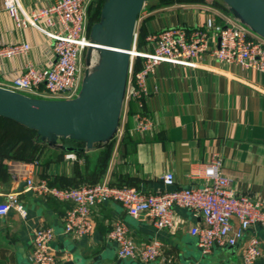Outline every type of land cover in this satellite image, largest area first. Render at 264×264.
I'll return each mask as SVG.
<instances>
[{
    "label": "crops",
    "instance_id": "0c3cea01",
    "mask_svg": "<svg viewBox=\"0 0 264 264\" xmlns=\"http://www.w3.org/2000/svg\"><path fill=\"white\" fill-rule=\"evenodd\" d=\"M51 1L20 0V6L26 13ZM145 3L136 27L137 33L140 27L146 30V43L142 47L150 46L152 43L148 37L164 27L183 25L188 29L195 28L204 25L208 17L223 24V15L228 13V5L222 0L176 3L157 9L151 8L155 4L153 0ZM15 41H29L33 49L28 55L0 59L2 86L23 69L28 59L38 67L46 66L51 43L49 35L35 26L20 28L15 25L0 0V45ZM218 41V35L211 33V45L215 46ZM147 86L150 95L144 100L143 111L152 117L153 129L142 133L133 130L134 114L138 111V105L134 103L135 113L120 118L122 136L116 130L111 134L116 139V147L102 181L111 184L130 181L142 191L155 192L169 188L162 177L172 172L176 180L174 187L192 186L200 184L202 179H193L191 172L199 171L214 153H220L232 186L238 192L264 202L263 72L206 57H202L196 67L163 61L149 77ZM84 140L87 141L86 153L90 155L87 159L68 153L75 157L65 154L64 161L53 162L47 170L39 162L12 160L7 162L5 173L0 172V193H19L27 212L23 217L13 208L7 216L0 218V264H19L22 260L31 264L34 229L42 224L57 233L51 247L59 255L64 254L60 264L72 259L79 260L75 264H121L116 247L108 238L114 220L127 223L138 245L153 238L161 240L173 264H207L196 238L189 233V226L200 224L202 217L185 208H177V213L188 223L182 230L172 233L154 227L145 216L140 219L131 217L119 203L109 201L95 209V230L91 236L73 239L64 234L63 217L68 204L27 191L26 179L31 175L38 179L47 174L52 178L62 176L77 181V164L84 169L90 161L91 168L99 157V150L94 147L97 141ZM85 172L89 169L83 170L82 181L86 179ZM248 236L260 239L262 255L256 264H264V229L257 224L248 231ZM243 246L240 242L238 246L216 248L209 257V264H239ZM131 264L143 263L132 261Z\"/></svg>",
    "mask_w": 264,
    "mask_h": 264
},
{
    "label": "built area",
    "instance_id": "2783aa9c",
    "mask_svg": "<svg viewBox=\"0 0 264 264\" xmlns=\"http://www.w3.org/2000/svg\"><path fill=\"white\" fill-rule=\"evenodd\" d=\"M93 0H52L45 6L22 12L20 0H3L15 25L27 28L33 25L50 37L51 54L44 67H38L28 59L19 72L10 77L4 86L7 90L39 99L66 100L77 98L90 68L83 74V53L90 45L88 38V11ZM204 25L188 29L183 25L159 29L148 37L150 46L138 47V33L135 30L131 46L127 81L123 93L120 116L127 118L131 103H137L133 130L142 133L153 129L154 121L143 111L144 100L150 91L147 81L163 61L188 64L196 67L202 57L211 58L228 65H238L246 70L264 73V37L259 35L241 16L228 6L223 15V24L208 17ZM211 33L218 35L215 46L210 43ZM33 49L29 41L1 43L0 59L28 55ZM141 57L140 71H134L135 58ZM121 118V117H120ZM121 120V119H120ZM120 121L116 132L122 136ZM58 137L57 139H59ZM56 139V140H57ZM69 157H75L68 154ZM193 179H202L200 184L174 187L175 175L167 172L162 180L169 188L155 192L142 191L133 185L111 184L109 181L82 184L78 187H59L46 178L26 179V190L45 198L53 197L68 204L63 217V230L73 239L88 238L94 232L95 209L106 202L119 203L135 218L146 217L156 228L172 233L185 228L188 221L178 215L177 208H185L202 217L200 224H191L189 233L203 256L213 254L216 248L244 244L239 264H256L262 255V244L248 231L257 224L264 229V202L241 193L232 186V180L223 168V156L214 153L203 163L199 171H192ZM20 194L12 191L0 193V218L15 208L25 217ZM56 231L46 225L34 229L31 264H60L64 254L59 255L51 247ZM109 240L116 247L121 264L131 262H154L173 264L171 256L158 238L138 245L131 235L127 223L114 220L108 233Z\"/></svg>",
    "mask_w": 264,
    "mask_h": 264
},
{
    "label": "water",
    "instance_id": "95a60500",
    "mask_svg": "<svg viewBox=\"0 0 264 264\" xmlns=\"http://www.w3.org/2000/svg\"><path fill=\"white\" fill-rule=\"evenodd\" d=\"M264 37V0H222ZM146 0H107L104 18L96 25L105 39L103 61L85 81L75 99L54 100L27 97L0 87V114L36 129L53 141L58 137L105 141L117 129L127 81L131 46L137 19ZM91 44V42H90ZM106 132L104 139L95 133ZM70 260L64 264H75ZM19 264H29L20 261Z\"/></svg>",
    "mask_w": 264,
    "mask_h": 264
},
{
    "label": "trees",
    "instance_id": "16d2710c",
    "mask_svg": "<svg viewBox=\"0 0 264 264\" xmlns=\"http://www.w3.org/2000/svg\"><path fill=\"white\" fill-rule=\"evenodd\" d=\"M107 0H93L88 11V33L92 28L102 22L104 18V9ZM151 1V0H148ZM154 5L152 9H157L162 6H171L176 3H195L203 2V0H153ZM146 30L144 27H140L138 30V47H142L146 43L145 40ZM134 71L141 70L143 65V59L141 57L135 58ZM134 103L130 104L128 116L131 117L135 113ZM128 126V125H127ZM87 141L82 138L72 137H60L56 141H47L42 137L36 129L29 128L26 125L18 122L15 119H10L0 114V172L6 171L7 162L12 160H19L24 162L35 161L39 162L45 170L53 162H61L65 160L68 153H74L81 158H89L90 155L86 153ZM94 147L99 150V157L95 165L90 168V161L86 167H81L77 164V181L73 179H67L62 176L56 178L48 177L44 175L42 178H46L53 185L59 187H78L87 183L102 182V179L106 175L110 160L113 156L114 149L116 147V139L114 137L108 138L105 141H97L94 143ZM92 161V160H91ZM89 172L86 173L85 181H82L80 177H83V170ZM58 178V179H57ZM125 184L134 185L132 182L127 181ZM118 184V185H125ZM135 186V185H134Z\"/></svg>",
    "mask_w": 264,
    "mask_h": 264
},
{
    "label": "bare ground",
    "instance_id": "6f19581e",
    "mask_svg": "<svg viewBox=\"0 0 264 264\" xmlns=\"http://www.w3.org/2000/svg\"><path fill=\"white\" fill-rule=\"evenodd\" d=\"M91 42V47L94 52V58L92 59V63L90 65V73L96 71L99 64L103 61V54L105 52V39L100 36L99 32L93 36L92 39L89 40ZM93 54V53H92ZM95 137L104 139L107 135L106 132L95 133Z\"/></svg>",
    "mask_w": 264,
    "mask_h": 264
},
{
    "label": "rangeland",
    "instance_id": "374dc122",
    "mask_svg": "<svg viewBox=\"0 0 264 264\" xmlns=\"http://www.w3.org/2000/svg\"><path fill=\"white\" fill-rule=\"evenodd\" d=\"M98 25V24H96ZM96 25L92 28V30L88 33V38L89 39H92L93 36H94V29L96 27ZM93 53V54H92ZM94 58V52H93V49L91 47V45H88L85 50H84V53H83V57H82V61H83V74L82 76L85 77V75L88 74V70L90 68V65L92 63V59ZM53 141V140H51ZM212 255V254H211ZM210 255H205V263L209 264L211 259L209 258Z\"/></svg>",
    "mask_w": 264,
    "mask_h": 264
}]
</instances>
